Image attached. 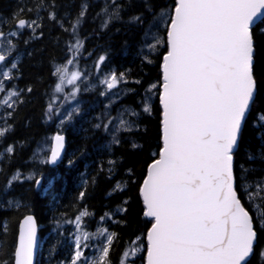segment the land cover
Segmentation results:
<instances>
[{
	"label": "snow or ice",
	"instance_id": "1",
	"mask_svg": "<svg viewBox=\"0 0 264 264\" xmlns=\"http://www.w3.org/2000/svg\"><path fill=\"white\" fill-rule=\"evenodd\" d=\"M45 7L44 0H37V16ZM131 7V0L106 2L101 9L106 17L102 27L120 20L121 14ZM86 9L87 5H81L72 22L74 38ZM154 9L151 0H144L143 9L128 18L131 25H143L145 12L151 15L145 31V38L150 36L151 43L145 47L157 59H145L142 63L154 64L157 76L146 89L150 95L143 101L142 112L151 116L153 107L149 101L152 96L158 98V140L137 184L142 204L141 235L133 242L136 247L122 252L118 264H135L129 258L136 257L141 250L145 252L143 264H251V256L256 254L257 245L264 237V214L254 219L246 203L253 210L257 208L252 201L264 191V179L255 182V193L249 191L252 184L247 182L246 173L253 169L241 164L237 175L235 158L249 118L252 127H264V0H172L167 8ZM23 12L21 7L12 13L13 23L7 36L2 28L9 24V19L0 18V40H5L9 48L8 52L0 53V63L11 69H16L17 64L10 59V50L15 46L9 37H16L18 30L25 28L35 32L41 26L36 19L20 18ZM48 18L60 24L55 12H50ZM81 46L76 38V44L69 45L68 50L79 52ZM258 54L261 55L259 75ZM106 59L100 55L95 67L99 69ZM0 75L3 77L0 93L7 97L3 106L11 109L19 101L20 93L3 86L4 81L14 78L9 70H3ZM52 75L58 78L55 91L60 92L66 79L73 84L81 74L73 71L69 75L66 67L57 66ZM123 80L124 73L110 72L100 82L112 90ZM126 115L137 117L139 113L124 108L115 118L109 117L107 123L94 127H103L106 132L111 128V144L118 146L121 139L117 133L140 130L135 121L124 118ZM113 120L118 121L114 126ZM7 131V127L0 128V137ZM63 146L64 136L56 135L50 156L41 163H56ZM131 147L143 146L132 141ZM5 151L12 154L14 148L9 145ZM247 159L253 157L248 155ZM126 171L130 179L135 175L133 169ZM20 179L17 170L8 177L5 187ZM27 179L39 186L43 177L30 173ZM112 191H123L120 182ZM84 196L85 192L81 191L78 199ZM127 204V200L122 201L117 212L126 213ZM86 215V211H80L74 221H67L75 224L77 234L70 260L61 264H111L109 253L118 234L107 229L92 234L81 231V220ZM4 231L7 232V225ZM96 236L105 239L94 256L85 255V249L90 246L87 242ZM35 242V220L32 215H25L19 221V234L12 251L6 250V240H0V256L4 257L0 264H33ZM258 254L260 264H264V246Z\"/></svg>",
	"mask_w": 264,
	"mask_h": 264
},
{
	"label": "trees",
	"instance_id": "2",
	"mask_svg": "<svg viewBox=\"0 0 264 264\" xmlns=\"http://www.w3.org/2000/svg\"><path fill=\"white\" fill-rule=\"evenodd\" d=\"M106 2L110 0H44L46 7L40 10L38 18L35 10L37 0H0V18L9 19V24L2 28L5 34L13 23L10 20L12 13L21 7L24 12L20 18L29 21L36 19L41 25L35 32L25 28L16 37H9L15 46L11 60L19 59L9 87L17 89L20 97L11 109L0 105V127L8 128L6 134L0 137V146L12 145L14 148L12 154H4L0 163V240H6V250L12 251L11 246L18 236L19 221L25 215L33 214L39 225L42 242L36 264H61L70 260L74 246L71 238L76 226L67 221H74L80 211L88 213L81 220L83 230L91 232L106 228L108 232L118 234L109 253L111 264H118L122 252L129 250L136 237L141 235L142 204L137 184L142 179L145 161L149 160V154L158 140V98L155 97L152 103L151 116L142 112L146 89L157 76L154 64L142 63L145 59H157L149 55L143 46L151 15L145 12L143 25L129 24V16L142 10L144 3V0H131L132 7L121 14L120 20H113L107 28H103L106 17L101 9ZM151 2L155 5L154 11H159L160 8H167L172 0ZM81 5H87L83 21L76 29V38L82 46L79 52H69V45L76 44L71 25L81 11ZM50 12H55L60 24L48 18ZM100 55L107 57L105 69L114 70L117 75L124 73L123 87L128 90L125 97L113 103L109 115H106L100 89L72 92V87L64 81L62 91L56 92L55 84L59 81L52 75L57 65H67L68 60L81 68L91 65ZM260 61L261 55L258 54V75L261 71ZM73 102L79 105V110L62 127H58L64 111ZM122 107H130L139 113L131 119L139 125L140 130L131 133L122 131L118 136L121 143L117 146L111 144V128L106 132L103 127L97 129L94 126L107 123L109 117L115 118L117 110ZM9 112L11 115H8ZM56 132L65 135L66 151L63 161L51 167L36 160L33 153L45 137ZM132 141L143 147L133 149ZM248 155L253 159L248 160ZM262 156L264 127H252L250 117L235 163L237 175L241 164L253 169L246 173V180L252 184L253 191L256 190L255 182L264 179ZM109 160L114 161V164L110 165ZM69 161L72 163L69 164ZM127 169L135 172L131 179ZM17 170L21 173V179L5 187L8 177ZM30 173L35 177H43L40 186L35 185L34 180L27 179ZM117 182H120L123 191H112ZM81 191L85 192V196L78 199ZM124 200L128 201L127 212L119 213L117 207ZM257 202L260 215L264 214V191L260 192ZM246 208L255 219L251 205L246 203ZM259 226L257 220L256 227ZM262 246L264 237L257 245L256 254L251 256V264H260L258 253ZM144 255L145 252L135 258V264H143Z\"/></svg>",
	"mask_w": 264,
	"mask_h": 264
},
{
	"label": "rangeland",
	"instance_id": "3",
	"mask_svg": "<svg viewBox=\"0 0 264 264\" xmlns=\"http://www.w3.org/2000/svg\"><path fill=\"white\" fill-rule=\"evenodd\" d=\"M148 29V28H147ZM22 30V29H21ZM20 30H18L19 32ZM154 31V29H153ZM7 36V34H6ZM146 43H151V38L150 36L146 39L145 38V35H144V42H143V46H144V49L149 53V50L145 47V44ZM13 44V43H12ZM9 51V48H8V45L6 43L5 40H1L0 42V53H6ZM14 51H15V47L11 48L10 50V59H12L11 57H13V54H14ZM15 57V56H14ZM99 58V57H98ZM98 58H96V60L91 64V65H84L82 66L81 68L78 67V65H76L74 62L72 64H67V65H64V64H59L57 66H64L67 68L68 70V73L69 75L73 72V71H79L80 72V77L73 82V84H69L67 82V79L65 80L67 84H69L72 88V92H78L79 90L82 91L85 90V91H92V90H98L100 89V93L101 92H104V95H103V99H104V105L106 107V115H109L112 110H113V103L115 102H118V100H120L122 97H125L127 94H128V90H126L124 87H123V82L121 81L118 86L115 88V89H112V90H108L106 88V85L102 84L100 81L102 79L105 78V76L110 73V72H115L114 70H110V69H105L104 68V64H106V60L101 64V67L99 69H97L95 67L96 65V62L98 60ZM16 64L18 63L19 59L17 58H13V60ZM56 66V67H57ZM9 70L10 71V75L12 76L13 75V71L14 69H11L9 65H5V64H0V73H2L3 70ZM0 81H3V77L2 75H0ZM12 79L10 81H4V88L7 90V89H12L14 91H17V89L13 88L12 86L9 87L10 83H11ZM150 94L147 93L145 98L147 96H149ZM7 99L6 96H4L2 93H0V105L3 106V101ZM155 99V96H152L149 103L152 105L153 101ZM145 100V99H144ZM74 104H71L68 108H66V110L64 111V115L62 117V120L60 121V124L58 125V127H62L63 124L65 123V121L72 116V114L74 112H76L77 110H79V105L75 102H73ZM4 107V106H3ZM124 108H130V107H122V108H119V110H117L116 112V116L118 115V111H121L123 110ZM132 109V108H131ZM132 116H129V115H126L124 118L126 120H129V121H132L131 119ZM0 118H1V110H0ZM118 123V121L115 120L113 126ZM1 128V127H0ZM122 132V131H121ZM117 133V135L119 136V134L121 133ZM111 134H112V131H111ZM53 136V135H52ZM52 136H47L45 137L37 146L36 150H35V153H34V158L36 160H38L40 163L41 161H45L47 158H48V154L51 150V145H52ZM43 164H46V163H43ZM249 191L255 193V191H253L251 188L249 189ZM259 195L255 197V199L252 201V203H254L255 205H257V208L255 210L252 209V211L254 212V215L255 217L259 216L260 215V209H259V204L257 202V199H258ZM113 215H110V217H112ZM98 229H102V228H97L91 232L89 231H86V230H83V228H81V231H84V232H88L90 234L92 233H97ZM77 234V229L75 231V233L72 235V242H74V239H75V235ZM102 237V236H96L95 238L93 239H90L87 243L90 245L89 248L85 249V255H91V256H94L95 253H96V249L98 247H100V242H99V238ZM70 240V241H71ZM133 247H136V244L133 243L131 248ZM130 248V249H131ZM141 248H143V246H141ZM129 249V250H130ZM144 251L141 250L136 257H130L129 259H135L137 257H139L140 255H142Z\"/></svg>",
	"mask_w": 264,
	"mask_h": 264
},
{
	"label": "water",
	"instance_id": "4",
	"mask_svg": "<svg viewBox=\"0 0 264 264\" xmlns=\"http://www.w3.org/2000/svg\"><path fill=\"white\" fill-rule=\"evenodd\" d=\"M56 135H62V136H64V146L61 149L60 157L58 158V160L56 161V163L49 164L51 167H56V166H58L63 161L64 155H65V151H66V137H65V135L64 134H59V133H56L55 136ZM53 143H54V140H53ZM53 143H52V146H53ZM50 154H51V152H50ZM28 215H32L33 216V218L35 220V224H36V242H35V247H34V251H33V258H32L33 259V264H36L37 259H38V256H39V252H40V246H41V239H40V233H39V225H38V222L36 220V217L33 214H28ZM18 234H19V229H18Z\"/></svg>",
	"mask_w": 264,
	"mask_h": 264
},
{
	"label": "flooded vegetation",
	"instance_id": "5",
	"mask_svg": "<svg viewBox=\"0 0 264 264\" xmlns=\"http://www.w3.org/2000/svg\"><path fill=\"white\" fill-rule=\"evenodd\" d=\"M7 147H8V146H7ZM7 147L0 146V163H1L2 159H3L4 154L7 153V152L5 151V149H6ZM0 171H1V164H0Z\"/></svg>",
	"mask_w": 264,
	"mask_h": 264
},
{
	"label": "bare ground",
	"instance_id": "6",
	"mask_svg": "<svg viewBox=\"0 0 264 264\" xmlns=\"http://www.w3.org/2000/svg\"><path fill=\"white\" fill-rule=\"evenodd\" d=\"M33 157H34V153H33Z\"/></svg>",
	"mask_w": 264,
	"mask_h": 264
}]
</instances>
